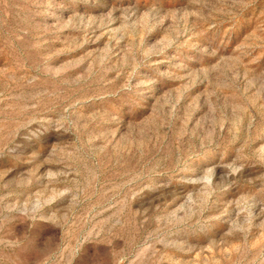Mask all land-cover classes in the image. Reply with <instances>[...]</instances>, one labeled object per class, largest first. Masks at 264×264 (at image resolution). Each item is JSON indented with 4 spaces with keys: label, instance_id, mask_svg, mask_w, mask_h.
<instances>
[{
    "label": "rangeland",
    "instance_id": "obj_1",
    "mask_svg": "<svg viewBox=\"0 0 264 264\" xmlns=\"http://www.w3.org/2000/svg\"><path fill=\"white\" fill-rule=\"evenodd\" d=\"M0 264H264V0H0Z\"/></svg>",
    "mask_w": 264,
    "mask_h": 264
}]
</instances>
